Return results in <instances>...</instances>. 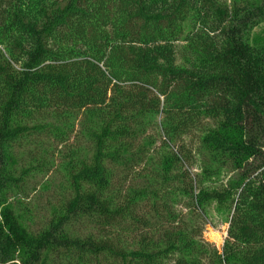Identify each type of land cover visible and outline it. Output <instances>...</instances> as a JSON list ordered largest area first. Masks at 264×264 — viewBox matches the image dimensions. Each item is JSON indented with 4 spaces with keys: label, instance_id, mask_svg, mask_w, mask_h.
I'll use <instances>...</instances> for the list:
<instances>
[{
    "label": "trees",
    "instance_id": "trees-1",
    "mask_svg": "<svg viewBox=\"0 0 264 264\" xmlns=\"http://www.w3.org/2000/svg\"><path fill=\"white\" fill-rule=\"evenodd\" d=\"M262 23L264 0H0V264H264ZM81 114L91 155L32 228L14 146Z\"/></svg>",
    "mask_w": 264,
    "mask_h": 264
},
{
    "label": "rangeland",
    "instance_id": "rangeland-1",
    "mask_svg": "<svg viewBox=\"0 0 264 264\" xmlns=\"http://www.w3.org/2000/svg\"><path fill=\"white\" fill-rule=\"evenodd\" d=\"M264 33V23L256 26L250 36ZM82 114L72 119L71 128L64 134H49L23 137L14 146L17 159V174L23 170L20 187L14 190L17 213H24L25 221L32 228H42L49 219L58 212L63 202L72 195L70 169L80 159L91 155L89 137L81 128ZM158 117V122L161 121ZM155 120V119H154ZM153 120V121H154ZM63 129V128H62ZM158 143V142H157ZM29 168V171H28ZM194 171L197 169L194 168ZM181 214L190 222V211L185 208ZM226 209L215 203L207 206L202 226L203 241L220 248L226 236ZM72 232L84 236L96 233V228L89 222L75 223ZM50 264H66L60 257L53 256ZM59 261V262H58Z\"/></svg>",
    "mask_w": 264,
    "mask_h": 264
}]
</instances>
